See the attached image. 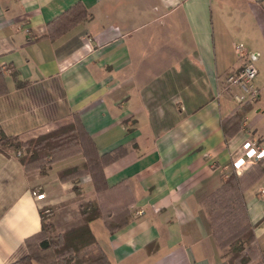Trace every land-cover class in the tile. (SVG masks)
I'll list each match as a JSON object with an SVG mask.
<instances>
[{
	"label": "crops",
	"instance_id": "obj_1",
	"mask_svg": "<svg viewBox=\"0 0 264 264\" xmlns=\"http://www.w3.org/2000/svg\"><path fill=\"white\" fill-rule=\"evenodd\" d=\"M77 4L87 18L52 39L48 24ZM238 44L256 57L259 96L244 106L238 88L221 91L241 67ZM0 86L4 136L25 142L78 119L98 155L122 152L98 192L88 174L59 179L80 154L41 174L0 150V264L26 255L45 210L63 233L81 225L88 201L110 264H228L204 202L237 175L231 160L245 141L264 148V0H0ZM240 110L239 132L226 137L222 122ZM244 203L262 252L264 174ZM117 213L124 224L111 230L103 218Z\"/></svg>",
	"mask_w": 264,
	"mask_h": 264
},
{
	"label": "trees",
	"instance_id": "obj_2",
	"mask_svg": "<svg viewBox=\"0 0 264 264\" xmlns=\"http://www.w3.org/2000/svg\"><path fill=\"white\" fill-rule=\"evenodd\" d=\"M87 16L85 8L77 4L48 24L49 35L52 39L59 36ZM241 119L240 110L222 122L226 137L239 132ZM8 148L14 150L26 172L38 170L41 174L48 173L54 163L81 154L84 158L82 164L61 171L59 179L76 182L79 177L88 174L98 192L105 187L104 167L122 154L117 150L113 156L110 153L98 155L94 142L78 119L25 142L16 137H6L0 132V150ZM263 174V161L258 160L242 175L228 176L204 202L212 237L218 248L226 252L228 264H264V251L260 252L256 245L255 226L249 221L244 203L245 190ZM79 213L81 225L63 233L57 232L42 214L40 232L24 241L27 254L11 264H110L88 226L91 221L101 217L100 209L96 203L88 201L79 206ZM122 216L123 213L113 214L109 220L107 215L103 220L107 228L114 230L124 224L120 220ZM111 221L116 222L117 226L112 228Z\"/></svg>",
	"mask_w": 264,
	"mask_h": 264
},
{
	"label": "built area",
	"instance_id": "obj_3",
	"mask_svg": "<svg viewBox=\"0 0 264 264\" xmlns=\"http://www.w3.org/2000/svg\"><path fill=\"white\" fill-rule=\"evenodd\" d=\"M234 51L241 67L238 70L229 72L222 84L221 91L230 92L232 88H238L241 93L232 94V98L238 106L253 103L259 96V91L254 85V79L257 75L255 67V55L247 54L242 44L234 45ZM264 160V148L258 147L254 142L245 141L241 148L237 150L234 158L231 160V170L237 175L242 173L254 161ZM44 198L43 194L36 196V199ZM46 214L48 210L44 211Z\"/></svg>",
	"mask_w": 264,
	"mask_h": 264
},
{
	"label": "rangeland",
	"instance_id": "obj_4",
	"mask_svg": "<svg viewBox=\"0 0 264 264\" xmlns=\"http://www.w3.org/2000/svg\"><path fill=\"white\" fill-rule=\"evenodd\" d=\"M78 155V154H77ZM81 155V154H80ZM76 156V155H74ZM72 156V157H74ZM71 158V157H70ZM62 161V160H61ZM59 162V161H58ZM44 211V210H43ZM43 215L45 216V218L48 220L49 216L51 215L50 212L48 214H46L45 212H43ZM51 223V222H50ZM26 249V248H25ZM26 254H27V250H26ZM260 257V256H259Z\"/></svg>",
	"mask_w": 264,
	"mask_h": 264
}]
</instances>
